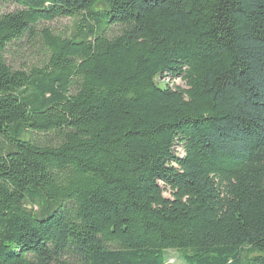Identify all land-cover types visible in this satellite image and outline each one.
Segmentation results:
<instances>
[{"label":"trees","instance_id":"trees-1","mask_svg":"<svg viewBox=\"0 0 264 264\" xmlns=\"http://www.w3.org/2000/svg\"><path fill=\"white\" fill-rule=\"evenodd\" d=\"M168 251L264 264V0H0V264Z\"/></svg>","mask_w":264,"mask_h":264},{"label":"rangeland","instance_id":"rangeland-1","mask_svg":"<svg viewBox=\"0 0 264 264\" xmlns=\"http://www.w3.org/2000/svg\"><path fill=\"white\" fill-rule=\"evenodd\" d=\"M17 7L14 5H7L3 8L2 13L12 12L16 10ZM83 19L78 17L75 19H60L52 23H42L39 26V29L48 28L52 33L56 35H61L63 37H69L77 32L79 26L82 24ZM121 32V28L117 26H112L111 28L106 29V34L113 38L119 35ZM43 48L40 42H37L35 46H31L29 44L26 45L25 50L21 52H15L13 55L8 57L9 63L17 68L29 70L34 66H42L44 64V55ZM161 83L170 85L171 87H179L185 89V84L181 81V79H166L165 81H161ZM178 155L182 156V151L177 150ZM167 259L169 264H185L182 258L181 253L177 251H168Z\"/></svg>","mask_w":264,"mask_h":264}]
</instances>
